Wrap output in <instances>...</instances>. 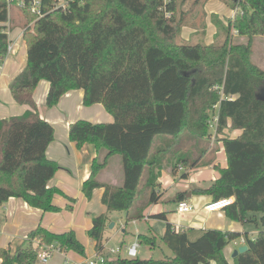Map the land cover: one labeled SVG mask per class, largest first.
Listing matches in <instances>:
<instances>
[{
	"label": "trees",
	"instance_id": "trees-1",
	"mask_svg": "<svg viewBox=\"0 0 264 264\" xmlns=\"http://www.w3.org/2000/svg\"><path fill=\"white\" fill-rule=\"evenodd\" d=\"M237 10L224 25L220 43H189L180 38V28L196 16L202 0H71L66 9H51L52 0H42L44 14L23 9L26 25V64L12 78L9 89L18 104L30 109L21 115L0 119V205L19 197L43 211L56 209L52 196L58 191L47 182L57 170L46 148L53 127L41 118L33 99L40 79L49 82L45 104L54 106L71 89H82L84 105L101 103L112 122L84 119L69 124L68 137L78 147L92 143L97 156L82 185L86 197L103 187L106 212L92 218L87 233L98 253L104 251L103 235L109 213H123L125 224L141 219L146 207L160 197L157 177L162 167L175 174L184 167L210 165L216 149L209 148V119L216 112L217 134L227 127L239 128L236 137L222 136L226 166L211 183L194 191L212 200L232 197L222 208L226 218L243 224L257 223L253 237L230 230L208 228L194 240L187 230L166 221L159 237L171 251L161 259L117 254L109 264H264V69L251 59L255 36H264V0H223ZM189 2V8L184 3ZM170 16H165V11ZM8 10L0 0V61L9 44ZM233 30L244 41H234ZM218 85L219 89L214 86ZM184 134V148L156 146L161 136ZM112 155L122 163V183L110 185L96 179ZM186 177V173H182ZM184 191L171 200H185ZM259 214L256 218L255 215ZM137 240L154 246L157 235L138 234ZM244 238L247 249L226 259L224 248ZM55 244L60 249L84 253L73 231L51 232L38 225L15 248L0 247V264L37 262L33 241Z\"/></svg>",
	"mask_w": 264,
	"mask_h": 264
},
{
	"label": "crops",
	"instance_id": "crops-1",
	"mask_svg": "<svg viewBox=\"0 0 264 264\" xmlns=\"http://www.w3.org/2000/svg\"><path fill=\"white\" fill-rule=\"evenodd\" d=\"M189 2L184 3V8H189ZM196 16L188 20L180 28V38L184 41L194 40L195 43L209 45L211 43H220L224 34L218 31L217 22L226 24L236 16V9L227 5L223 0H202L194 7ZM26 14L19 8L12 6L8 11V20L3 24L6 26L11 49L0 62V119L11 116L21 115L30 109L27 104H18L12 97L9 83L12 78L26 64V43L23 39V30L26 25ZM237 36L233 33V38ZM239 37V36H237ZM243 40V37H239ZM264 41V40H263ZM49 88V82L40 79L34 89L33 99L39 116L49 122L53 127V138L46 148L47 158L53 160L58 165L53 176L48 180V187L58 189L52 196V203L56 209L43 211L39 208L30 206L22 198L9 197L0 205V247L15 248L22 243L27 234L38 225L55 232L62 233L73 231L77 240L84 246V253L80 254L74 250H62L53 252L47 262L37 261L34 264H62L65 258L71 260H81L86 256H93L97 253L95 241L88 236V229L92 225V218L96 215L106 212V206L101 201L103 187L93 189L88 198L82 191L84 181L91 173V165L97 156V150L94 144L84 143L78 147L74 141L68 137L69 124L84 119L91 122H112L113 116L106 111L101 103L84 105L83 90L71 89L64 93L58 102L48 107L45 104L46 94ZM217 110V106L215 107ZM217 112V111H216ZM242 132L239 128H231L228 119L227 127L223 129V134H216L219 137H236ZM185 142L184 134L178 137L161 136L156 140V146L167 149H183ZM215 148L214 160L210 165L201 167H184L183 170L176 168L175 174H172L167 167H162L159 171L157 181L161 197L157 202L149 204L141 219L132 220L136 223L140 220L145 221L146 227L143 231H137L138 234L150 235L155 233L160 237L165 229L166 221L155 218L154 215L166 212V220L172 225L179 223V228L187 230L189 234L198 236L202 230L215 228L221 230H230L240 234L247 233L253 237L259 229L257 223H240L226 218L223 210L208 211L204 206L212 201V196L202 192L194 191L195 188L207 187L211 181L219 176L215 166H226V155L222 141L210 138L209 150ZM115 156L108 158L106 165L96 173V179L100 182L110 185H120L122 178L119 174L118 163L112 160ZM114 163V164H113ZM116 168V171H114ZM206 170V171H205ZM182 173L187 176L183 177ZM177 191H184V198L195 207V212L186 217H180L175 213L176 203L171 200L172 195ZM256 218L259 214L255 215ZM111 227H108L103 235L104 251H109L111 247H120L117 254H122L123 246H127L136 239L127 241V224L123 219V213L114 211L109 213ZM109 222V223H110ZM120 232L122 234H120ZM118 237L116 244H112L113 239ZM138 238V237H137ZM243 245L239 240L230 242L223 250L226 259L232 263L231 254L235 248ZM116 254V255H117ZM116 255L108 252L107 257L113 260ZM148 258V257H142ZM209 264H215L210 261Z\"/></svg>",
	"mask_w": 264,
	"mask_h": 264
},
{
	"label": "built area",
	"instance_id": "built-area-1",
	"mask_svg": "<svg viewBox=\"0 0 264 264\" xmlns=\"http://www.w3.org/2000/svg\"><path fill=\"white\" fill-rule=\"evenodd\" d=\"M4 1L6 3L8 11L12 6H15L21 10L27 9L28 11L35 13L37 16H41L42 14H44V11L42 9V5H43L42 0H4ZM69 1L71 0H52L51 9L60 8L64 10L67 8ZM162 2L164 8L168 0H162ZM164 11H165L164 13L165 16L167 17L170 16L169 11L166 10ZM236 15H237V10H236ZM235 18L236 16L232 20H234ZM233 33H237V31L233 30ZM10 49H11V44L9 43L7 47V53ZM214 88L219 89V86L215 85ZM217 123H218V114L217 112H214L211 115V118L209 119L208 122L209 128L211 129L210 133L212 137H215V135L217 134ZM177 167L180 170L184 169L181 164H178ZM232 200H233L232 197L222 198L219 200H212L204 206V209L208 211L221 210L224 206L228 205ZM195 210L196 209L193 206V204H191L186 199L177 202L175 205V213L182 218L193 214ZM178 225H179L178 222L173 224V226L177 229L179 228ZM238 240L240 244H244L243 237H240ZM33 245H34V250L36 252V259L39 262H47L51 258L53 252L63 250L57 247L53 243L52 244L43 243L38 239L33 241ZM139 245L140 243L137 239L131 242L130 244H128L125 247V255L128 257H136L138 254ZM108 250L110 254L116 255L120 251V247H111ZM109 261L110 259L107 256L97 252L93 256H86L83 257L81 260H76V261L71 260L69 258H65L62 264H109Z\"/></svg>",
	"mask_w": 264,
	"mask_h": 264
},
{
	"label": "rangeland",
	"instance_id": "rangeland-1",
	"mask_svg": "<svg viewBox=\"0 0 264 264\" xmlns=\"http://www.w3.org/2000/svg\"><path fill=\"white\" fill-rule=\"evenodd\" d=\"M227 5H229V4L227 3ZM263 40H264V36H255L253 38L252 53H251L252 61L256 65L261 67L262 69H264V41ZM234 41H242V40L239 37L235 36L234 37ZM187 42L195 43V41L193 39L190 40V41H187ZM215 111H217V110H215ZM210 130L211 129L209 128V132H211ZM222 134H223V132L220 133V135H222ZM216 138H217V135H215V139ZM112 160L115 162V164L118 163V165H119V174L121 176H123V174H122L121 157L120 156H115ZM114 171H116V168H114ZM145 227H146V225H145V221L144 220H140V221H138L136 223H134L132 221L128 222V224H127V232L125 233L126 234L125 235L126 236L125 239L127 241H130L132 239H137V236H138L137 231H139V230L143 231V229ZM137 229H139V230H137ZM120 234H122V233L120 232ZM198 236H195L194 234L191 233V234H189V239L190 240H194ZM117 241H118V237L113 239L112 244H116ZM125 247L123 246V248H122V251H121L122 254L123 253L125 254ZM170 255H171L170 249L163 244V242L160 240L159 237H157L156 241H155V244L152 247L149 246L146 243H140L139 248H138L137 257H139V258L152 257L153 259H161V258H164L165 256H170Z\"/></svg>",
	"mask_w": 264,
	"mask_h": 264
},
{
	"label": "water",
	"instance_id": "water-1",
	"mask_svg": "<svg viewBox=\"0 0 264 264\" xmlns=\"http://www.w3.org/2000/svg\"><path fill=\"white\" fill-rule=\"evenodd\" d=\"M113 225V222L109 223V227H111ZM247 249V245L243 244L238 246L237 248H235L231 254V257L233 258L234 256H236L238 253L243 252L244 250Z\"/></svg>",
	"mask_w": 264,
	"mask_h": 264
}]
</instances>
